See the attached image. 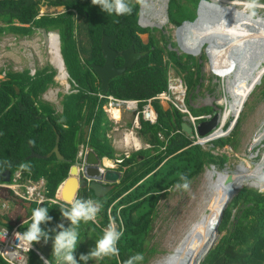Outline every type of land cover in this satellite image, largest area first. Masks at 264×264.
I'll return each mask as SVG.
<instances>
[{"label":"trees","instance_id":"trees-1","mask_svg":"<svg viewBox=\"0 0 264 264\" xmlns=\"http://www.w3.org/2000/svg\"><path fill=\"white\" fill-rule=\"evenodd\" d=\"M126 2L132 12L116 16L101 11L99 5H93L91 0H46L48 6H62L64 11L56 15L39 16L42 0H0V36L6 33L28 35L37 28L57 31L71 82V88L63 98V110L57 112L53 104L43 98L49 87L56 83L57 70L53 67L39 69L35 74H31L30 69L0 70V74L5 73V78H0V184L9 182L14 173L19 171L21 182L29 179L41 182L47 188L48 196L54 197L59 185L68 176L70 166L76 162L81 145L93 148L101 157H114V148L104 125L105 121H109L103 108L107 100L98 96L103 93L102 80L92 67L93 63H105L102 53L104 34L115 36L111 47L118 51L134 46L136 50L143 52L142 58L134 65L128 66L124 73L110 80L105 95L111 94L121 99H144L165 89L168 68L164 57L175 63L177 71L183 74L189 84L200 79V68L194 70L195 60L179 55L168 45L167 39L161 41L162 38L150 35L147 44L142 42L139 32L145 29L139 25V4L133 0ZM198 20L199 24H187L196 32L204 31L210 37L208 40L213 41L214 35L210 33L207 23L204 24L201 16ZM197 35L200 36L194 32L193 36L186 38L195 45L194 53L198 40H201L202 46H206L208 41L196 39ZM260 44H264V34L254 36L242 56V66L249 64L245 59H249L252 53L257 58V63L254 61V66L249 65L250 74L239 75L232 109L235 116L240 114L244 102L262 76L263 69L259 65L264 61V47ZM240 50L242 52L241 45ZM206 51H202L200 55L204 53L210 56L211 51L217 49L213 44ZM116 61L122 65L124 59L118 56ZM198 66L199 64L196 65ZM159 110L158 124L143 122L139 131L150 148L132 153L129 158L124 157L120 166L123 176L103 196L109 199L95 196V200L102 204L99 215L101 220L97 223H80L77 229L79 242L74 251L77 264H86L80 259V252L83 250L88 254L95 247L96 240L102 236V227L109 222V204L131 189L133 190L120 202V210L115 208L114 211L123 232L117 244L119 253L99 259V264H125L127 259L137 253H142L144 257L140 264H149L158 253L155 246H151V240L155 237L154 223L161 198L174 192L178 183L181 186L185 183L181 180L182 176L186 177L188 184L200 176L210 163L216 165L217 162L223 163L226 160L224 154L216 156L211 147L205 148L200 143H195L194 133L183 131L185 121L181 113L161 108ZM193 112L195 115L214 113V108L206 106L193 109ZM237 123L229 135L212 140L211 144L233 145L240 121ZM56 144L59 145L64 160L59 159L54 152L49 157L33 155H47ZM23 165H27V168L22 167ZM6 171L10 172L9 181L5 180ZM161 190L165 191L162 195ZM88 197L92 196L85 192L81 200H88ZM226 199L219 201L220 210ZM2 202L10 203L11 208L4 216L0 213V224L7 227L20 224L21 230L25 232L31 223L32 210L36 208V204L25 202L14 196L9 189L0 187V205ZM41 206L48 207L52 217L46 225L42 224L49 239L47 243L43 238L35 243L51 263L56 264L53 249L55 233L52 229L59 231L57 226L60 224L69 227L70 221L62 216L61 205L46 202ZM234 209L237 211L233 215ZM215 224L210 230L215 231ZM224 231L226 233L214 244L201 264H264V191L247 186L238 190L228 203L219 224V232ZM87 237V244L91 249L87 245L83 246ZM0 264L7 263L0 258ZM27 264L44 262L37 253L31 251Z\"/></svg>","mask_w":264,"mask_h":264},{"label":"rangeland","instance_id":"rangeland-1","mask_svg":"<svg viewBox=\"0 0 264 264\" xmlns=\"http://www.w3.org/2000/svg\"><path fill=\"white\" fill-rule=\"evenodd\" d=\"M45 1L46 0H42V6L39 16L45 14L56 15L64 11V7L48 6L45 3ZM136 1L140 2L142 0H133V2ZM239 1L251 5L256 2H259L262 5H264V0H238V3ZM150 2L154 4L152 0H150ZM200 2L201 0L170 1L169 12L172 18H170L169 23L171 24V30L166 29L164 33H167L166 37L169 38L167 42L170 44L168 45L171 46L172 44V48L174 50L178 49L176 45L178 46L180 45L182 47V49L177 50L180 54L183 50L184 51H188V49L190 51L193 50L195 45L191 41H188L186 38L189 35L193 36L194 32L199 33L200 36H202L200 37L197 35L195 36L196 39L201 38L203 41H205L210 38L205 34L204 31L199 30L198 32H196L193 30L192 27H190L187 24V23H190V25H194L195 23L199 24L198 22L199 20L195 22L188 20L196 18V14L198 12V7ZM219 5L220 4L217 5L219 7L217 8L215 7L216 5L214 6L211 5L210 3L202 4L201 17L204 20V24L207 23L206 25L211 31L210 33L214 35L215 43L213 38V41L208 40L207 45L202 46L203 43L201 42V40H198L196 46L197 49L195 53L197 54L201 53V50L203 52H207L206 49L211 48V46L214 44L215 49L223 51L217 54V58L219 60L218 63L224 68L225 71H228L230 69L233 70V67L236 66L237 64V60L241 52L240 50L241 44L239 43L236 45V47L239 48L236 51V56L234 57V59H231V61L233 62L232 63L228 62L227 54H225L224 52L225 44L220 36V29H219V24L221 25V28H223L226 15L228 17V11L227 12L222 11V7L226 8L227 4H222L220 6ZM251 5L250 6L248 5L249 8L244 7L243 5L240 6L235 5V6L241 11L245 10L246 8V10L249 13L256 12L257 10L254 9ZM147 10L149 11V14L146 15L147 16L146 18H148L150 22L151 20H156V17L159 15V12H155V10L149 6ZM226 10L227 8L225 9V11ZM260 10L263 11L264 13V9H260ZM243 14L241 15L242 16L241 21H239V26L241 27H243L244 24L243 22L245 20ZM260 14L263 15L262 13ZM182 16H185L187 18H183ZM152 32H153L152 35L154 37L160 39L162 38L161 41L164 39L163 31L159 30L158 28H156V30ZM250 33L251 32H248L249 35ZM150 35H151L150 33H143L141 38L144 44H147L149 42ZM223 35H225V32H223ZM254 36L256 35H254L253 33L252 35H250V38ZM227 40L229 43L228 44L229 47L227 46V49L230 50L231 46H230L229 37H227ZM52 42L56 43V46L52 44ZM58 42L59 40L57 39V31H46L43 28H37L34 30V32H31L30 34L23 36L14 35L12 33H6L5 35H1L0 36V70L13 69L15 71H23L25 69H30L31 74H35L36 71L39 69H43L45 67H53L55 70H57L55 74L56 83L49 87V89L43 94V98L51 102L57 112H61L63 110V98L65 94L69 92L71 88V84H70L71 82L69 80V77L66 76L65 74L66 73L65 67H64L65 75L63 74V71L61 72L60 70L63 59L59 53ZM55 51L57 53H55ZM244 53L245 51L242 50V54L240 56V59L238 60L239 66L242 63V61L240 60L244 55ZM57 55L59 61L56 58ZM193 62L196 65H198L199 63L202 64L201 66L198 67H196V65L194 64L193 66L195 71L197 70V68L201 69L200 70L202 72L201 78L203 79V85H204L203 89L208 90L207 88L208 83L212 82L214 77V85L212 86L215 87V91H216L215 94H217V96L219 95L226 96L227 99L224 98L222 100V105L224 106V109L225 107H227L228 110L230 111L231 109L230 100H232L230 99L231 93L229 91L226 94H224L225 92L222 91L221 84L223 83V85H225L228 79H232L233 74H229V75L223 74V70L214 64L212 56H208L207 54H204V56H202L201 59L199 58L198 63L196 61ZM170 63H171L170 67L172 69H175L172 61H170ZM248 67L249 66L247 65L246 68ZM171 72L173 73V71H170V74ZM235 73L237 74V72ZM238 74L236 76H238ZM219 76H221L222 78H220ZM0 78L1 79L5 78L4 72L0 74ZM261 78H260L261 80L259 81L260 83L259 84L257 83L258 85L256 84L257 85L255 86L256 88L254 87L255 89L252 90L253 92L249 94L248 98L245 101L244 107L240 113V125L238 128L236 138L235 137L233 138L234 144L233 145L225 144L224 146L215 145V143L214 144L208 143L209 145L202 144L205 148L211 147L213 149L212 152L215 153L216 156L218 154L219 155L224 154L226 156V160L223 163L217 162L216 165L210 163L209 165L206 166L205 171L202 172L200 176H198L196 179L188 183L187 189H185L183 186H181L180 188L174 187V192L164 195V197H162L161 200L159 201L157 208L158 216L154 223L155 237L151 240V246L154 245L158 253L156 254V256L153 257V259L149 264H160V262H162V260L165 259L167 255L172 253L176 248L180 246L186 234L192 229V227L196 223L203 221L205 214H206V218L209 217L219 197L218 195L219 190L217 189V187H215V185L213 187L212 185L214 184V182L219 180L221 174H224L227 171L228 175L225 176V178L231 175L234 177V175L237 174V171L240 170L243 171V169L244 170L247 169L246 174H251L247 172L254 171L257 164L264 162V136L260 137V133L261 132L264 133V92H263L264 75L263 77L261 76ZM237 79L238 78H236V80ZM230 82L233 83V81ZM230 112H232V110ZM229 116L234 117L233 114H229ZM122 125L124 126V124ZM105 128L106 130L110 129L108 121H105ZM121 131L123 132V129ZM252 144L255 145L252 146ZM119 147H120V143L117 142L116 156H119L121 154L122 149L120 150ZM215 160L218 161V159L216 158ZM211 181L214 182L211 183ZM251 182L254 181L253 180L244 181L243 182L244 184L242 183L241 185L242 187L239 188L238 190L247 186L249 188H254L264 191L261 189L262 187H264V184L262 182H261L262 184H260L259 187L249 185ZM238 190H236V192ZM160 193L162 195L165 193V191L161 190ZM90 195L92 197L94 196L93 193H90ZM227 197H228V193L223 195L222 199ZM93 198L94 200L96 199L95 196ZM106 198L109 199V197ZM96 201L100 202L99 200ZM230 201L231 200H229L227 204ZM4 208L5 207L3 205L2 207L0 206L1 211L4 210ZM225 209L226 208H222L220 210L218 205L211 219L213 220L214 223L217 222L215 226H217L218 230L212 231L214 230L212 229L210 231L209 238L205 240V242L201 245V247L202 246L206 247L208 244H211L216 234L218 235V237L215 243L224 233H226V231L221 233L219 232V224L221 223V220L224 216ZM236 211H237L236 209L233 210V215L236 213ZM99 215L100 213H97L96 221L101 220ZM110 219L112 221L111 223H109V225H113L117 229V224L115 223L114 217L111 216ZM109 225L106 224L104 226V229L109 227ZM88 240L89 237H87L83 241V246L87 245V248L91 249L92 247L88 246L87 244ZM201 247L200 249L197 250L196 253H198L201 250ZM80 253H82V255H87V253L83 250ZM86 264H99V259L90 258V260L86 262Z\"/></svg>","mask_w":264,"mask_h":264},{"label":"clouds","instance_id":"clouds-1","mask_svg":"<svg viewBox=\"0 0 264 264\" xmlns=\"http://www.w3.org/2000/svg\"><path fill=\"white\" fill-rule=\"evenodd\" d=\"M145 1L146 0H142L140 2L136 1L139 4V12H138L139 25L145 29V31L139 32L140 38L143 35V33H149L151 31H155L156 28H158L159 30L163 31L164 38L168 40L169 38L166 37L167 33H164V31L166 29L171 30V24L169 23L168 18H172V16L170 12H168L167 10V3L166 4H164V2L162 3V5H164L166 9V13H165L166 17H165V14L161 16L160 11L156 8L154 4L150 2V0H148L147 3ZM91 2L93 5H99L101 11L107 13L108 15L114 14L116 16H124L132 12V8L128 5L126 0H91ZM214 2L220 5L227 4L226 5L227 7H233L232 5H236V6L243 5L244 7L249 8V6L251 5L247 3L249 5L248 6L246 3H243L240 1L238 3V0H201L199 7H198V12L196 14V18L189 19L188 21L195 22L198 20V18L201 16L202 4L210 3L211 5H213L215 4ZM231 2H236V3L231 4ZM148 6L152 7L155 10V12H159V15L156 17V20H151V22L156 23V25L150 26L151 24L150 21L145 22L146 25L148 26L143 25L142 23V14H143L142 9L143 8L147 9ZM251 6L257 10L256 12H254L255 16L261 15L260 13H262L263 14L262 16H264L263 11L260 10V9H264V5H262L259 2H256L252 4ZM147 14H149V11L146 12V15ZM182 17L187 18L185 16H182ZM147 23H150V24H147ZM57 39L59 40V53L63 59L61 69L62 67L63 69L65 67V70H66L65 74L66 76L70 77L68 68L65 63V59L62 55L61 40H60V35L58 32H57ZM176 46L178 47L179 50L182 49L180 45L179 46L176 45ZM131 47H134V46H131ZM170 47H172V44ZM261 47H264V44ZM136 51L140 52L143 56V52L138 51V50ZM178 54L185 56V57H190L194 59L195 61H197V63H198V59L199 58L201 59L202 56H204V53H202V55H199L201 53L197 54V53H194V50L190 51L189 49L188 51L183 50L181 54L178 52ZM251 55H252V58H251ZM251 55L249 59H245L249 63L248 66L249 65L254 66V63L255 62L257 63V60H256L257 58L255 59V57H253V53ZM118 56H121V55L118 54ZM142 56L139 59H141ZM117 59L118 57H116L115 62H114L116 67L119 66V64L116 61ZM164 59L167 62L166 65L168 68L167 83H166L165 89L157 92L155 95L144 98V99H137V98L121 99L111 94L105 95L104 92L107 91L108 89L103 90V93L101 92L98 94L100 98H106L107 100L104 103L103 108L105 111V117L108 118L109 120L108 122H109L110 129L107 131H108L109 141L112 143V146L114 148V157L113 158L101 157L98 155V153L93 148L89 146L81 145L79 147L78 154H77V160L74 164L70 166V169L73 165H76L78 167V174L75 176L77 177L78 186L74 193L75 194L74 198L71 202L66 201L60 196V192L63 189L64 183L70 177V170H69L68 176L59 185L54 197L48 196L47 188H45L41 182L33 181L30 179L27 182H24L25 184H29V183L37 184L39 186V189L44 194L45 198L50 199L44 202L41 201L40 203L38 201H29L27 199H24L20 197L17 193H15L14 190L7 188L5 186L13 182V177L15 173L9 182L0 184V187L9 189L10 191L13 192V195L18 197L19 199L24 200L25 202H29V203L31 202V203L36 204V208L32 210L31 223L28 225V227L26 228L25 232L22 235H23V240L25 243L30 244L34 242L35 246L41 253V255L38 253L37 255L41 257L44 264H53V263H51L47 255L38 248L35 242L40 241L41 238H43L45 243H47L49 239V235H48V232L45 231L44 228H42V224L46 225L52 219V217L49 215L48 207L41 206V205H43L46 202L61 205L60 212L62 213V216L67 218L70 221L69 227H64L63 224H60L57 226L60 229L59 231H56V229H52V231L55 233L54 238H53V249H54V254L57 260L56 264H77L76 258L74 256V251L77 248V245L79 242V235H78L77 229L81 222L87 223L91 221L93 223L95 222L97 223L98 222L96 221L97 213H100L101 208H102V204L94 200V198L88 197V200H81L82 196L84 195L85 192L91 193L90 191H92L93 195L96 196L94 194V191L90 188V184L93 181H99L102 184H105L107 186L113 185V188H114L116 182H118L123 176V171L120 169V166L124 161V157L129 158L132 153H136L142 149L150 148V144L145 141V139L142 137L139 131L142 127L143 122L149 123L150 125L158 124L159 118H160L159 108L165 111L173 110V111H178L179 113H181L183 115V120L185 121L183 123V126L185 125L188 128H191V132L189 134L194 133L195 143H200L201 145L208 144V143L211 144L212 140L225 137L229 135L236 128L238 124L237 122L240 121V114L238 116H235L233 114L234 117H230L231 115L227 116L228 108L225 107L224 109V106L222 105V100L226 98V96H223V95L217 96V94H215L216 93L215 87L212 86L214 85V77H213V81L208 83V86H207L208 90H204L203 89V86H204L203 79L201 78L202 77L201 71H200V75H201L200 79L199 80L196 79L195 82L191 83L192 84L191 85L185 80L182 73L178 74L180 72L177 71L175 63L172 60H170L167 57H164ZM170 61H172V63L174 64L175 69H172L170 67L171 66ZM135 62H137V60ZM201 65L202 64L199 63V66ZM263 65H264V61H262L259 65V68L263 69L262 77L264 75V68H262ZM250 69L251 67L248 69L245 66H242L241 64L240 66L233 67V71L238 72L239 75H242L245 73L250 74L251 72ZM170 71H173V73L171 72L170 74ZM253 73L254 71L251 74ZM232 74H233L232 79H228V80H236L237 78L236 73H232ZM219 77L222 78L221 76ZM226 82L228 83L229 81H226ZM227 83H225V85H223V83L221 84L222 91L225 92L224 94H226L229 91L231 93L232 88L230 89L228 84L234 85V83H228V84ZM193 87H197V88L194 89ZM227 88L229 90H227ZM230 99H232V93H231ZM231 101L232 100H230V104H231ZM112 102H114V104L115 102H122V103L121 105H114ZM206 106H211L212 108H214V113L198 114V115L194 114L193 109H196V108L199 109V108L206 107ZM214 116H217V124L212 129L208 130L209 126L206 124V122L211 121L214 118ZM122 124H124V126ZM104 125H105V122H104ZM122 129H123V132L121 131ZM219 131L222 133V135L218 133ZM117 142L120 143L119 149L120 150L122 149L121 154L119 156H116ZM89 150H94L96 154L99 156L100 164L96 165L97 167L96 169L98 170V172L89 173L87 170L89 166L86 163V158H87V154L89 153ZM106 159L109 160V163L106 162ZM22 167L27 168V165H23ZM108 171L118 172L120 174V179L113 183L105 181L103 175H105ZM99 174H100V177H99ZM181 180L185 181V183L182 186L185 189H187L188 184L186 182V177L182 176ZM82 182H85V186L81 185ZM176 187L180 188L181 184L178 183ZM131 190L124 193L120 197L116 198L108 206L107 213L109 215V222H107L106 224L109 225V223H111L112 220L110 219V217L113 216L115 223L117 224V229L113 225H109V227L104 229V226L106 225L105 224L102 227L103 234L99 239L96 240L95 247L87 255H81L80 256L81 260L87 262L90 258L102 259L104 257L118 255L119 249L117 247V244L120 241L123 235V232L121 231L122 226L119 225L117 219L115 218L114 211H115V208H117V210H120V208L122 207V205H119L120 202L125 198V196L128 195L129 192H131ZM79 196H80V200H77ZM98 198H101V197H98ZM2 205L5 208L2 211L0 210V213L1 215L4 216L10 210L11 205L8 202H4V203L2 202L0 206L2 207ZM227 205L228 204H226V206L224 205V207L227 208ZM16 225L20 226V224H16ZM0 226H3V225L0 224ZM29 253H28V256H29ZM143 259H144L143 254L137 253L131 256L129 259H127L125 264H140V262L143 261ZM201 262L199 264H201Z\"/></svg>","mask_w":264,"mask_h":264},{"label":"bare ground","instance_id":"bare-ground-1","mask_svg":"<svg viewBox=\"0 0 264 264\" xmlns=\"http://www.w3.org/2000/svg\"><path fill=\"white\" fill-rule=\"evenodd\" d=\"M147 1L148 0H146L145 2L147 3ZM152 1L154 2V5L156 6V8L160 11L161 16H163L166 13L165 7H164V5H162L163 2H164V4L167 3V10L169 12L170 0H152ZM232 3H236V2H231V4ZM215 5L217 8H219L217 6L218 3H215ZM226 8H227V10L225 11ZM226 8L222 7L223 12L228 11V17H227V15L225 17L224 27H223L224 29L221 28V25H220V36H221V38L225 44V51L224 52H225V54H227L228 62L232 63L233 61H231V59H234V57L236 56V51L239 48V47H236L237 44L240 43L242 46V50L245 51V48L249 45L251 39L253 38V37L250 38V35H252L253 33H254V35L264 34V16H262V15L255 16L254 12L249 13L246 10V8H245V10L241 11L235 5L233 7H226ZM148 10L146 8L142 9V12H143L142 23H143V25H146L145 22L149 21V19L146 18L147 17L146 12ZM242 14L244 15L243 17L245 19L243 22L244 23L243 27L239 26V21H241V17H242L241 15ZM168 21L170 22L169 18H168ZM147 24H150V23H147ZM151 25H156V23L151 22L150 26ZM146 26H148V25H146ZM223 32H225L226 36L223 35ZM248 32H251L250 35L248 34ZM149 33H153V32L151 31ZM248 35H249V37H248ZM227 37H229V39H230V46H231L230 50L227 49V46L229 47ZM220 52H223V51H220V50L211 51L210 56H212L214 64L223 70V74H224V72H226V74H232L234 72V71H232V69L225 71L224 68L218 63L219 60L217 58V54ZM55 53H57V52L55 51ZM241 54H242V52H241ZM56 58L59 61L58 55L56 56ZM62 71L64 74L65 72H64L63 67L61 69V72ZM237 74H238V72H237ZM237 78L238 79L236 81L235 80H228V81H233L234 85L228 84L229 82L227 83L229 85V88L230 89L232 88L231 89L232 101H231L230 111L233 109L234 93H235V90L237 89L239 74H238ZM261 79L259 78L258 80H261ZM259 83L260 82L258 81V84ZM227 90H229V89L227 88ZM230 111L227 109V116L229 114L236 115L233 111L232 112H230ZM218 133L222 135V133L220 131ZM261 136L262 137L264 136L263 132L260 133V137ZM254 145L252 144V146H254ZM106 162L109 163V160L106 159ZM246 170L243 169V171L242 170L237 171V174H235L233 177L234 178L233 182L231 184H228V185L225 184V180H226L225 176L228 175L227 171L224 174L220 175L218 181H216V182L211 181V183L214 182L212 187L215 185V187H217V189L219 190V192H218L219 197H218L217 203H216L214 209L212 210L211 214L209 215L208 218H206V214H205L203 221L196 223L192 227V229L186 234V236L183 239V242L180 244V246L178 248H176L172 253L167 255L165 257V259H163L162 262H160V264H199L202 261V258L205 255V251L209 247L210 244H208L206 247H204V246L201 247V245L205 242V240L207 238H209V234L211 231L210 228L214 225V222L211 219L215 213V210L217 209V207L220 203V202H218V201H220V198L222 200L223 195H225L226 193H228V195L231 193L232 194L235 193L236 190H238L239 188L242 187L241 185L244 181L253 180L254 182H251L249 185L256 186V187H259L260 184H262V183L264 184V162L257 164L254 171L247 172V173H251V174H246ZM74 175L75 174L73 173L72 176H74ZM74 180L75 181H71V179H70L69 181H66L64 183L63 189L60 192V196L68 202H71L73 200L74 195H75L74 193H75L77 186H78L77 179H74ZM230 189H232V192L230 191ZM200 247H201V250L198 253H196L197 250L200 249Z\"/></svg>","mask_w":264,"mask_h":264},{"label":"water","instance_id":"water-1","mask_svg":"<svg viewBox=\"0 0 264 264\" xmlns=\"http://www.w3.org/2000/svg\"><path fill=\"white\" fill-rule=\"evenodd\" d=\"M114 38H115V36H109L106 34L103 35L102 53H103V56L105 58V63L102 66L94 64V63L92 64V67L95 69V71L98 73V75L102 79L103 90L108 89V87H109L108 84H109V81L111 78H113V77L117 76L118 74L124 72L128 65H133L134 61L138 60L142 56V54L140 52H137L134 47H131L130 49L125 50L122 53V56L124 58L123 66L121 68H116L114 66V62H115V59L117 56V51L115 49H113L110 45V42L113 41ZM206 124L209 126L208 130L212 129L217 124V116H214V118L211 121L206 122ZM183 129H184V131H186L188 133L191 132V128H188L185 125L183 126ZM53 152L57 155V157L59 159H61V160L65 159L59 150L58 144H56L54 149L47 155H40L37 153H34L33 155L40 156V157H49L53 154ZM86 163L89 166V168H87L89 173L98 172V170L96 169L97 168L96 165L100 164V159L94 150H89V153L87 154V158H86ZM73 173L75 174L74 176H72ZM77 174H78V167L76 165H73L70 169V177L67 179V181H69L70 179H71V181H75L74 179H77V177H75ZM5 175H6L5 180L9 181L10 180V172L6 171ZM92 175H94V174H92ZM99 177H100V174H99ZM103 177H104L105 181L113 183V182H116L120 179V174L118 172H115V171H108L105 175H103ZM225 179H226L225 184L228 185V184H231L233 182L234 178L231 175V176L226 177ZM81 185L85 186V182H82ZM90 188L94 191V194L96 196L103 197L108 192L111 191V189L113 188V185L107 186L105 184H102L99 181H93L90 184ZM230 191L232 192V189H230ZM233 194L231 193L228 195L227 199L225 200V202L222 205V208H225L224 205L226 206L227 202L231 199ZM77 200H80V196L78 197ZM219 218H220V216H219ZM216 230H218L217 226L215 227V231ZM217 237H218V235L215 236L214 240L211 242L209 247L206 249L205 255L203 256L202 260L205 258V256L208 254V252L214 246L215 241L217 240Z\"/></svg>","mask_w":264,"mask_h":264},{"label":"built area","instance_id":"built-area-1","mask_svg":"<svg viewBox=\"0 0 264 264\" xmlns=\"http://www.w3.org/2000/svg\"><path fill=\"white\" fill-rule=\"evenodd\" d=\"M112 103L114 104V102ZM121 103L115 102L114 105H121ZM20 177V172H15L13 182L5 186L29 201H38L40 203L41 201L50 200L45 198L37 184L22 183L20 182ZM23 233L19 225L12 227L0 226V258L4 259L8 264H27L30 251L41 255L34 242L30 244L24 242Z\"/></svg>","mask_w":264,"mask_h":264},{"label":"flooded vegetation","instance_id":"flooded-vegetation-1","mask_svg":"<svg viewBox=\"0 0 264 264\" xmlns=\"http://www.w3.org/2000/svg\"><path fill=\"white\" fill-rule=\"evenodd\" d=\"M113 41H114V39H113ZM113 41L110 42V45H111V43H112ZM52 44H54V43H52ZM115 50H116V49H115ZM126 50H127V49H126ZM116 51H117V50H116ZM124 51H125V50L117 51V56H116V57H118V54L122 56V53H123ZM122 57H123V56H122ZM135 63H136V62L134 61V64H135ZM134 64H133V65H134ZM114 66L116 67L115 63H114ZM119 66L122 67L123 65H120V64H119ZM119 66H118V67H119ZM128 66H131V65H128ZM128 66H127V67H128ZM118 67H116V68H118ZM121 67H119V68H121Z\"/></svg>","mask_w":264,"mask_h":264}]
</instances>
